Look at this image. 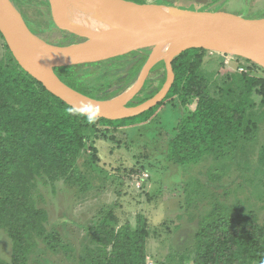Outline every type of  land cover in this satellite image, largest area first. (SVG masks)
<instances>
[{
  "label": "trees",
  "instance_id": "16d2710c",
  "mask_svg": "<svg viewBox=\"0 0 264 264\" xmlns=\"http://www.w3.org/2000/svg\"><path fill=\"white\" fill-rule=\"evenodd\" d=\"M206 52L191 49L175 58V82L156 107L134 118L113 121L83 115L52 95L19 66L0 32V230L7 232L13 244L11 262L0 257V264H27L40 250V243L42 253H63L78 264H147L149 233L143 215H138L134 227L130 223L119 225L116 216L109 213L89 228L93 230L91 244L78 253L58 230H48L49 214L34 200L39 178H47L52 186L59 181L74 186L82 176L78 162L86 149L87 134L99 126L120 129L146 124L161 107L178 100L184 115L169 141L171 162L191 166L213 157L214 162L223 164L231 152L239 149L244 169H251L247 146L254 144L263 117L250 109L255 93L264 98V77L259 76H264V69L236 57L239 68L247 72L214 86L201 70ZM55 72L65 84L94 99L109 100L121 92L98 97L71 83L58 68ZM142 91L128 107L158 93L143 98ZM96 159L94 151L87 162ZM255 173H264V144ZM211 178L218 181L221 176L213 173ZM213 206L199 224L194 255H182L181 264H261L264 222L240 204L224 207L216 202Z\"/></svg>",
  "mask_w": 264,
  "mask_h": 264
},
{
  "label": "rangeland",
  "instance_id": "374dc122",
  "mask_svg": "<svg viewBox=\"0 0 264 264\" xmlns=\"http://www.w3.org/2000/svg\"><path fill=\"white\" fill-rule=\"evenodd\" d=\"M124 1L135 4L167 1L159 5L171 6L173 3L178 8L225 18H264V0H206L208 3L205 4L183 0ZM12 2L35 34L47 43L69 46L84 41L55 25L48 0ZM60 15L64 22L85 29L93 24L62 10ZM158 39V36L145 37L140 40L147 44L144 47L130 45L109 58L58 67V71L92 95L105 97L120 90L115 96L118 97L138 80L144 59L149 57ZM157 65L142 89L144 92L140 96L143 98L159 92L166 81L165 66L162 62ZM239 67L235 56L207 50L201 70L212 79L214 86H222L228 78L241 73ZM259 76L264 77L261 73ZM255 94L250 112L262 116L263 121L254 144L247 146L250 170L244 169V158L239 149L231 152L223 164L214 162L213 157L191 166L171 162L169 141L176 135L184 111L178 100L169 101L146 124L120 129L99 126L89 132L86 149L78 162L82 176L74 186L64 181L52 186L47 178L37 179L34 200L38 208L49 214L48 230H58L80 253L91 244L93 230L89 228L109 213L116 216L119 225L130 223L134 227L138 215H143L149 233L147 264H181L182 255H194L199 224L213 210L214 203L219 202L224 207L240 204L256 213L263 223L264 173L258 175L255 171L259 150L264 144V98ZM194 106L192 104L190 108ZM94 151L97 159L87 162ZM213 173L220 175V180H213ZM144 174L149 178L142 181ZM38 245L41 251L36 252L27 264H78L68 260L63 253H42L43 245ZM12 252L9 235L0 230V257L11 262ZM185 264L192 263L187 261Z\"/></svg>",
  "mask_w": 264,
  "mask_h": 264
},
{
  "label": "water",
  "instance_id": "95a60500",
  "mask_svg": "<svg viewBox=\"0 0 264 264\" xmlns=\"http://www.w3.org/2000/svg\"><path fill=\"white\" fill-rule=\"evenodd\" d=\"M48 1L55 25L60 30L84 39L83 42L69 46L47 43L30 30L12 0H0V32L14 59L26 73L74 110L94 119H129L156 107L166 99L175 82L173 61L191 49L210 50V47L224 45L226 54L247 59L264 69V18H225L176 6L128 2V11L113 18L112 25L99 31H90L64 22L59 10L60 0ZM183 1L207 3L206 0ZM166 29L174 33L164 35ZM150 36H158L159 39L124 101L118 99L120 96L98 100L84 95L65 84L55 72L58 67L109 58L130 45L144 47L147 44L140 40ZM170 41L173 44L162 61L166 69L163 87L146 102L128 107L158 64L156 59L160 50Z\"/></svg>",
  "mask_w": 264,
  "mask_h": 264
},
{
  "label": "bare ground",
  "instance_id": "6f19581e",
  "mask_svg": "<svg viewBox=\"0 0 264 264\" xmlns=\"http://www.w3.org/2000/svg\"><path fill=\"white\" fill-rule=\"evenodd\" d=\"M128 7L129 3L124 0H60L59 5V9L69 15L91 21L93 24L89 27L90 31H99L108 28L112 25V19L127 12ZM163 33L164 35H171L174 31L166 29ZM172 44L173 41H170L160 50L156 59L158 63L162 62L166 57ZM210 50L226 53V47L224 45L210 47ZM129 90L127 89L123 95H119L120 97L118 99L124 101L127 98Z\"/></svg>",
  "mask_w": 264,
  "mask_h": 264
},
{
  "label": "built area",
  "instance_id": "2783aa9c",
  "mask_svg": "<svg viewBox=\"0 0 264 264\" xmlns=\"http://www.w3.org/2000/svg\"><path fill=\"white\" fill-rule=\"evenodd\" d=\"M240 72L243 73V72H247L246 69L244 68H239ZM149 178V175L147 174H144L143 176H141V180L144 181L145 179L147 180Z\"/></svg>",
  "mask_w": 264,
  "mask_h": 264
},
{
  "label": "clouds",
  "instance_id": "9594fccd",
  "mask_svg": "<svg viewBox=\"0 0 264 264\" xmlns=\"http://www.w3.org/2000/svg\"><path fill=\"white\" fill-rule=\"evenodd\" d=\"M261 264H264V260L261 261Z\"/></svg>",
  "mask_w": 264,
  "mask_h": 264
}]
</instances>
